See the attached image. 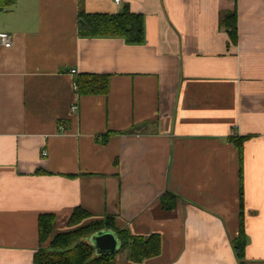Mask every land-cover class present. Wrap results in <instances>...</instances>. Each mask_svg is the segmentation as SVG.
Here are the masks:
<instances>
[{
  "label": "crops",
  "instance_id": "obj_1",
  "mask_svg": "<svg viewBox=\"0 0 264 264\" xmlns=\"http://www.w3.org/2000/svg\"><path fill=\"white\" fill-rule=\"evenodd\" d=\"M126 8L144 44L79 36L80 11ZM0 32V264H33L39 216L64 230L77 208L160 234L141 264H264V0H16ZM82 74L109 75L108 95L80 97Z\"/></svg>",
  "mask_w": 264,
  "mask_h": 264
},
{
  "label": "trees",
  "instance_id": "obj_2",
  "mask_svg": "<svg viewBox=\"0 0 264 264\" xmlns=\"http://www.w3.org/2000/svg\"><path fill=\"white\" fill-rule=\"evenodd\" d=\"M16 0H0V12L12 7ZM227 29L230 42L237 44V11L227 13L221 21ZM78 34L88 39H122L129 45L145 43V19L141 14L124 9L118 14H89L80 11L78 15ZM77 92L83 96H107L109 93L110 76L82 74L78 77ZM239 153L240 163L243 160L244 139L229 138ZM242 177V176H241ZM176 197L170 193L160 198L162 207L172 210ZM243 194L241 193V209L243 211ZM59 219L52 214L40 215L38 219L39 249L34 255L33 264H117V256L124 250L129 251V260L141 264L145 260L158 257L162 251V239L158 233L149 237L131 236L128 230L116 226L115 219L106 216L96 219L93 215L77 208L66 220V230L58 228ZM110 231L120 242V249L115 254H100L91 239L94 235ZM244 214H240V230L235 241L239 258H243L246 247Z\"/></svg>",
  "mask_w": 264,
  "mask_h": 264
},
{
  "label": "water",
  "instance_id": "obj_3",
  "mask_svg": "<svg viewBox=\"0 0 264 264\" xmlns=\"http://www.w3.org/2000/svg\"><path fill=\"white\" fill-rule=\"evenodd\" d=\"M92 243L100 254H115L120 249V242L110 231L100 232L92 237Z\"/></svg>",
  "mask_w": 264,
  "mask_h": 264
},
{
  "label": "built area",
  "instance_id": "obj_4",
  "mask_svg": "<svg viewBox=\"0 0 264 264\" xmlns=\"http://www.w3.org/2000/svg\"><path fill=\"white\" fill-rule=\"evenodd\" d=\"M112 2L117 5L120 6L123 3V0H112ZM0 45H2L5 48H11L13 46V37L10 34L7 33H2L0 32ZM71 74H76L75 70H71L70 71ZM76 90H77V85H75ZM78 107L77 106H73L72 110L73 111H77Z\"/></svg>",
  "mask_w": 264,
  "mask_h": 264
},
{
  "label": "rangeland",
  "instance_id": "obj_5",
  "mask_svg": "<svg viewBox=\"0 0 264 264\" xmlns=\"http://www.w3.org/2000/svg\"><path fill=\"white\" fill-rule=\"evenodd\" d=\"M64 230H66V227H64ZM91 241H92V239H91Z\"/></svg>",
  "mask_w": 264,
  "mask_h": 264
}]
</instances>
